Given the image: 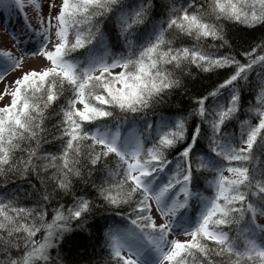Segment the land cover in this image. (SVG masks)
Wrapping results in <instances>:
<instances>
[{
    "label": "snow or ice",
    "instance_id": "snow-or-ice-1",
    "mask_svg": "<svg viewBox=\"0 0 264 264\" xmlns=\"http://www.w3.org/2000/svg\"><path fill=\"white\" fill-rule=\"evenodd\" d=\"M0 25V264H264V0H0Z\"/></svg>",
    "mask_w": 264,
    "mask_h": 264
},
{
    "label": "bare ground",
    "instance_id": "bare-ground-1",
    "mask_svg": "<svg viewBox=\"0 0 264 264\" xmlns=\"http://www.w3.org/2000/svg\"><path fill=\"white\" fill-rule=\"evenodd\" d=\"M3 32H4L3 26L0 25V36H2ZM38 66H39V65H38L37 62H32V63H30V64H26V65H25V67H38ZM8 79H11V76H10Z\"/></svg>",
    "mask_w": 264,
    "mask_h": 264
},
{
    "label": "trees",
    "instance_id": "trees-1",
    "mask_svg": "<svg viewBox=\"0 0 264 264\" xmlns=\"http://www.w3.org/2000/svg\"><path fill=\"white\" fill-rule=\"evenodd\" d=\"M256 35H258V33L256 34ZM259 41H257V43H258ZM254 76H255V74H253ZM198 83H201L200 81H198ZM202 83H208V81L207 80H205V81H202ZM50 211V210H49ZM48 219H50V217H48ZM97 222L98 223H103V221L100 219V217H97ZM37 238H42V233H40V234H38L37 235Z\"/></svg>",
    "mask_w": 264,
    "mask_h": 264
},
{
    "label": "rangeland",
    "instance_id": "rangeland-1",
    "mask_svg": "<svg viewBox=\"0 0 264 264\" xmlns=\"http://www.w3.org/2000/svg\"><path fill=\"white\" fill-rule=\"evenodd\" d=\"M0 91H3V85L0 84Z\"/></svg>",
    "mask_w": 264,
    "mask_h": 264
}]
</instances>
